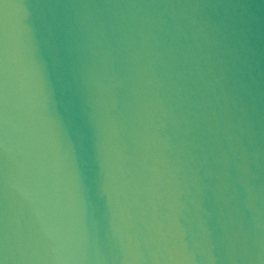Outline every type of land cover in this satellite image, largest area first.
<instances>
[{
  "label": "water",
  "instance_id": "water-1",
  "mask_svg": "<svg viewBox=\"0 0 264 264\" xmlns=\"http://www.w3.org/2000/svg\"><path fill=\"white\" fill-rule=\"evenodd\" d=\"M0 264H264V0H0Z\"/></svg>",
  "mask_w": 264,
  "mask_h": 264
}]
</instances>
